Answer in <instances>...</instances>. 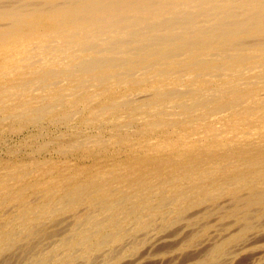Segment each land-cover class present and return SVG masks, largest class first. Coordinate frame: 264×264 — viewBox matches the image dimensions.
Segmentation results:
<instances>
[{"label": "bare ground", "instance_id": "bare-ground-1", "mask_svg": "<svg viewBox=\"0 0 264 264\" xmlns=\"http://www.w3.org/2000/svg\"><path fill=\"white\" fill-rule=\"evenodd\" d=\"M0 264H264V0H0Z\"/></svg>", "mask_w": 264, "mask_h": 264}, {"label": "rangeland", "instance_id": "rangeland-1", "mask_svg": "<svg viewBox=\"0 0 264 264\" xmlns=\"http://www.w3.org/2000/svg\"><path fill=\"white\" fill-rule=\"evenodd\" d=\"M14 139H15V138H14ZM10 140H13V139L10 137ZM10 142H11V141H10ZM13 142H14V140L12 141V143H11V144H14V143H15V142H14V143H13Z\"/></svg>", "mask_w": 264, "mask_h": 264}]
</instances>
